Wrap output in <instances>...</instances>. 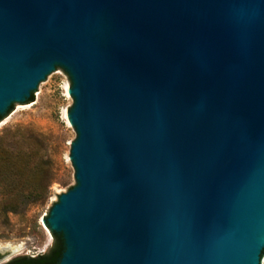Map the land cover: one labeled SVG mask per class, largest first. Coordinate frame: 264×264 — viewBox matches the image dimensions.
Returning a JSON list of instances; mask_svg holds the SVG:
<instances>
[{
  "label": "water",
  "instance_id": "water-1",
  "mask_svg": "<svg viewBox=\"0 0 264 264\" xmlns=\"http://www.w3.org/2000/svg\"><path fill=\"white\" fill-rule=\"evenodd\" d=\"M58 67V264H264V0H0V113Z\"/></svg>",
  "mask_w": 264,
  "mask_h": 264
},
{
  "label": "rangeland",
  "instance_id": "rangeland-1",
  "mask_svg": "<svg viewBox=\"0 0 264 264\" xmlns=\"http://www.w3.org/2000/svg\"><path fill=\"white\" fill-rule=\"evenodd\" d=\"M73 84L71 73L58 67V74L33 101L16 103L0 121V244L15 248L11 259L49 250L54 239L43 219L61 194L77 184L71 155L78 137L70 118ZM37 182L47 187V194L20 204L22 194Z\"/></svg>",
  "mask_w": 264,
  "mask_h": 264
},
{
  "label": "trees",
  "instance_id": "trees-1",
  "mask_svg": "<svg viewBox=\"0 0 264 264\" xmlns=\"http://www.w3.org/2000/svg\"><path fill=\"white\" fill-rule=\"evenodd\" d=\"M33 93H30V96L27 98V102L33 101ZM12 110V105L10 104L6 110L3 113H0V121L3 120V118ZM10 155L8 156V158ZM31 190H29L27 193L22 194V200L19 201L20 204H29V202L34 198L35 196H38L39 198L43 197L45 194H47V187L41 183L37 182L33 186H31ZM11 204V202H9ZM16 209V205L13 207ZM46 224L48 225L47 218H44ZM53 235V244L49 248V250L43 254H38L35 256H28V255H19L16 256L9 261L3 263V264H58L62 254L65 250V243H64V237L62 232L58 231H51Z\"/></svg>",
  "mask_w": 264,
  "mask_h": 264
},
{
  "label": "bare ground",
  "instance_id": "bare-ground-1",
  "mask_svg": "<svg viewBox=\"0 0 264 264\" xmlns=\"http://www.w3.org/2000/svg\"><path fill=\"white\" fill-rule=\"evenodd\" d=\"M5 247H10V244H3V248ZM11 248V247H10ZM17 248V247H16ZM13 250H15V248H12Z\"/></svg>",
  "mask_w": 264,
  "mask_h": 264
}]
</instances>
